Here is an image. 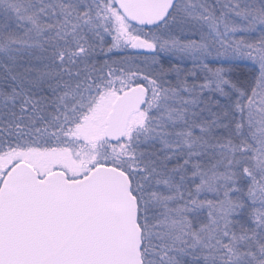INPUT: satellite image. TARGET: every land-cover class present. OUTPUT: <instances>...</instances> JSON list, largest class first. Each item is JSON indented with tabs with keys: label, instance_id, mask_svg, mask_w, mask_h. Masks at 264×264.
<instances>
[{
	"label": "snow or ice",
	"instance_id": "1",
	"mask_svg": "<svg viewBox=\"0 0 264 264\" xmlns=\"http://www.w3.org/2000/svg\"><path fill=\"white\" fill-rule=\"evenodd\" d=\"M0 264H264V0H0Z\"/></svg>",
	"mask_w": 264,
	"mask_h": 264
}]
</instances>
